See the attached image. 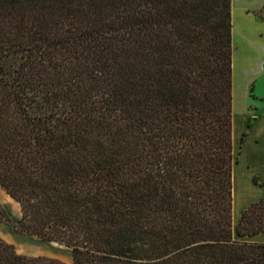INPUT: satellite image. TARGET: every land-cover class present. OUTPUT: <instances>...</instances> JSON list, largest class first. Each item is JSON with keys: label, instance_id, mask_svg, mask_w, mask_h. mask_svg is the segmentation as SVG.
Wrapping results in <instances>:
<instances>
[{"label": "trees", "instance_id": "1", "mask_svg": "<svg viewBox=\"0 0 264 264\" xmlns=\"http://www.w3.org/2000/svg\"><path fill=\"white\" fill-rule=\"evenodd\" d=\"M231 10L0 0V219L71 264H264V196L232 220ZM0 264L67 263L0 236Z\"/></svg>", "mask_w": 264, "mask_h": 264}, {"label": "rangeland", "instance_id": "2", "mask_svg": "<svg viewBox=\"0 0 264 264\" xmlns=\"http://www.w3.org/2000/svg\"><path fill=\"white\" fill-rule=\"evenodd\" d=\"M236 25V24H235ZM252 28V26H251ZM253 30V29H252ZM263 37L264 31L262 30ZM235 56L241 57L240 48L235 44ZM256 48V47H255ZM234 58V56H233ZM256 73V72H254ZM249 86V94L247 93V84L245 81L237 80L234 101H233V148L234 154L238 157L240 150L251 154V148L254 141H257L259 146H264V73L257 72L252 79ZM246 118H250V129H246ZM249 133L247 143H241V135L243 132ZM242 146V149H240ZM249 165L254 168L256 166L254 159L245 155ZM236 170V183L239 187L243 171L241 168ZM243 184V183H242ZM3 189V188H2ZM4 190V189H3ZM241 200V195L235 199ZM0 203L6 206L14 218H19L21 215L19 203L11 200L6 191L0 192ZM233 219V227L235 228L236 222ZM0 236L8 243L15 247L18 253L30 256H46L50 258L59 259L67 264L72 263L70 249L58 242L43 240L35 235H30L19 231L13 224L0 219Z\"/></svg>", "mask_w": 264, "mask_h": 264}, {"label": "crops", "instance_id": "3", "mask_svg": "<svg viewBox=\"0 0 264 264\" xmlns=\"http://www.w3.org/2000/svg\"><path fill=\"white\" fill-rule=\"evenodd\" d=\"M232 45H233V54H232V95L234 101V95L237 85V79L235 75L234 69V60H235V40H234V25L235 20L238 25H242L245 23L247 26H252L253 34L251 38V43L256 48H240L243 60L247 64V73L243 79V81L247 84V93L249 94V86L257 72L264 73V37L262 30L264 31V0H232ZM234 56V58H233ZM256 72V73H254ZM250 118H246V129L249 131L250 129ZM234 130V129H233ZM246 132V131H245ZM264 133V129H263ZM245 140L242 144L247 143V137L249 133L246 132ZM234 138V131H232V140ZM249 138V137H248ZM234 141V140H233ZM257 144V151H260V155L252 158L248 152H243L240 150L238 155V162L233 167L234 170L237 168H241L243 171V175L241 176V182H238L240 185L245 186L248 189L250 194V198L241 200L234 198V191L236 187V182L233 179L232 173V184H233V204H232V218H234V222H237L241 211L246 208L251 202L256 201L264 196V187H261L252 182V178L254 175L258 176L262 181L264 180V146H259L257 141H254ZM242 149V146L241 148ZM248 155L249 158L254 159L256 166L252 168L245 155ZM243 183V184H242ZM4 192L2 187L0 186V192ZM240 196V193H238ZM233 220V219H232ZM245 240L255 241V242H264V233L260 232L253 236L244 237Z\"/></svg>", "mask_w": 264, "mask_h": 264}, {"label": "bare ground", "instance_id": "4", "mask_svg": "<svg viewBox=\"0 0 264 264\" xmlns=\"http://www.w3.org/2000/svg\"><path fill=\"white\" fill-rule=\"evenodd\" d=\"M235 24L236 25H234L233 34H234L235 43L239 45V48H255L251 43L253 28H251V26L245 25V23H243L242 25H238L236 20H235ZM240 53H241V49H240ZM234 69H235L236 79L242 81L247 73L246 70L247 64L243 60L242 54L241 57L238 56V58L235 56ZM252 145L253 146L250 147L251 148L250 156L252 158H255L256 156L260 155V151H257L256 148L257 144L253 142ZM233 179L236 182V170H234ZM238 193H240L242 199L246 200L247 198H250L248 189L243 185H240L238 187L236 183L234 198L237 196Z\"/></svg>", "mask_w": 264, "mask_h": 264}]
</instances>
